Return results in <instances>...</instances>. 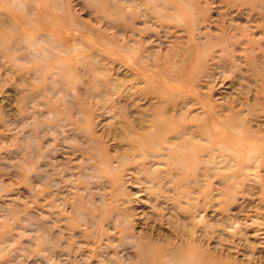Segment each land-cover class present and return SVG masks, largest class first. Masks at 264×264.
Returning <instances> with one entry per match:
<instances>
[{"label":"rangeland","instance_id":"1","mask_svg":"<svg viewBox=\"0 0 264 264\" xmlns=\"http://www.w3.org/2000/svg\"><path fill=\"white\" fill-rule=\"evenodd\" d=\"M264 264V0H0V264Z\"/></svg>","mask_w":264,"mask_h":264},{"label":"bare ground","instance_id":"2","mask_svg":"<svg viewBox=\"0 0 264 264\" xmlns=\"http://www.w3.org/2000/svg\"><path fill=\"white\" fill-rule=\"evenodd\" d=\"M205 264H209V263H205Z\"/></svg>","mask_w":264,"mask_h":264}]
</instances>
